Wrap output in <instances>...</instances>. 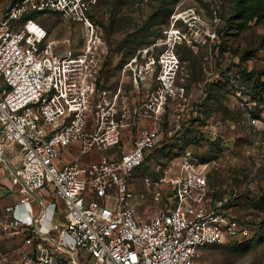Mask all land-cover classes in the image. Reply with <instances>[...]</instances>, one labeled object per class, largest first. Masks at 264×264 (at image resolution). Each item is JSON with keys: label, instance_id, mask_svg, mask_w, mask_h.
Listing matches in <instances>:
<instances>
[{"label": "built area", "instance_id": "obj_1", "mask_svg": "<svg viewBox=\"0 0 264 264\" xmlns=\"http://www.w3.org/2000/svg\"><path fill=\"white\" fill-rule=\"evenodd\" d=\"M90 2L17 0L0 20V170L11 169V187L38 199L2 207L0 264H199L207 246L252 238L228 214V197L209 200V161L193 146L144 177L158 211L146 218L137 211L134 172L165 133L145 128L133 147L114 153L125 111L96 86L109 48L86 14ZM35 12L82 24V43L52 38ZM168 37L182 38L177 30ZM178 63L173 54L170 68ZM164 111L161 103L158 117ZM92 152L105 154L80 160Z\"/></svg>", "mask_w": 264, "mask_h": 264}, {"label": "rangeland", "instance_id": "obj_2", "mask_svg": "<svg viewBox=\"0 0 264 264\" xmlns=\"http://www.w3.org/2000/svg\"><path fill=\"white\" fill-rule=\"evenodd\" d=\"M16 1L0 0V20ZM86 14L109 48L96 86L110 90L119 112L125 111L117 117L122 143L114 153L133 147L145 128L165 133L148 169L134 172L137 211L145 218L158 211L144 177L193 146L199 157L210 159L209 200L228 197V214L254 235L245 242L207 246L198 263L264 264V0H91ZM32 16L52 38L82 43V24L52 12ZM171 30L181 34L176 43L168 37ZM57 47L71 48L64 42ZM173 54L179 63L171 69ZM161 103L165 111L158 117ZM102 154L80 160L88 163ZM14 176L11 169L0 170V211L5 201L38 200L21 186L11 187Z\"/></svg>", "mask_w": 264, "mask_h": 264}, {"label": "trees", "instance_id": "obj_3", "mask_svg": "<svg viewBox=\"0 0 264 264\" xmlns=\"http://www.w3.org/2000/svg\"><path fill=\"white\" fill-rule=\"evenodd\" d=\"M192 143H197V141L195 140V141H193ZM199 143V142H198ZM166 144V143H165ZM180 145V144H179ZM181 146V145H180ZM184 148V147H183ZM157 149V148H156ZM179 155V154H178ZM175 156H177V155H175ZM174 156V157H175ZM173 158V157H172ZM172 158H170V159H172ZM202 158V160H205V161H210V159H208V158H206V157H201ZM170 159H168L165 163H167ZM147 163H145L144 165H142V167H145V168H147L148 169V167H147V165H146ZM141 167V168H142ZM141 168H140V170H141ZM150 174H152V171L151 172H149ZM211 193V192H210ZM253 237H254V235H253ZM252 237V238H253ZM252 238H250V239H252ZM250 239H245L244 241H240V242H245V241H247V240H250Z\"/></svg>", "mask_w": 264, "mask_h": 264}, {"label": "crops", "instance_id": "obj_4", "mask_svg": "<svg viewBox=\"0 0 264 264\" xmlns=\"http://www.w3.org/2000/svg\"><path fill=\"white\" fill-rule=\"evenodd\" d=\"M16 163V162H15ZM1 200V199H0ZM6 203H8L9 204V202L8 201H5Z\"/></svg>", "mask_w": 264, "mask_h": 264}]
</instances>
